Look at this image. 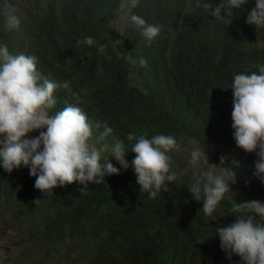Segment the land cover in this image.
<instances>
[{"label":"trees","instance_id":"1","mask_svg":"<svg viewBox=\"0 0 264 264\" xmlns=\"http://www.w3.org/2000/svg\"><path fill=\"white\" fill-rule=\"evenodd\" d=\"M118 2L0 0V45H6L13 55L35 57L42 79L51 78L58 84L67 79L77 90L84 86L85 93L60 92L56 105L79 104L77 107L90 120L92 139L113 147L105 136L101 117L107 127L118 129V135L126 140L128 134L172 135L180 145L179 151L168 153L176 180L167 184V191L162 187L150 199L139 191L133 168H121L110 158L120 169L119 174L107 175L103 182L82 191L76 188L64 207L50 215L41 210L45 195H37L36 177L30 181L26 167L11 173L0 169V238L15 225L14 242L22 256H31L42 236L59 243L84 238L100 212H127L145 201L152 207H162L169 200L183 202L190 210L194 206L202 208L203 197L198 202L188 191L193 171H182L188 169L187 160L194 148L214 161H221L223 156L222 164L235 173L241 189L238 194L232 189L225 195L211 214L216 220L229 218L235 200L250 197L264 202V182L253 175L256 153L236 146L231 127L230 87L234 76L259 74V66L264 65V27L246 23L255 0L234 8L232 17L229 14L219 20L197 7L196 0H139L132 12L147 24L162 26L151 41L131 21L117 22L114 12ZM220 2L211 0L213 8ZM8 3L18 10V30L6 27ZM85 37H92L95 43L78 44ZM101 44L106 46L107 55L99 52ZM141 58L146 64H140ZM124 150L125 159H130L132 151ZM110 154L108 150L102 152L103 157ZM260 222L264 224V218L260 217ZM122 234L115 232V243L124 240ZM200 239L201 234L197 236Z\"/></svg>","mask_w":264,"mask_h":264},{"label":"clouds","instance_id":"2","mask_svg":"<svg viewBox=\"0 0 264 264\" xmlns=\"http://www.w3.org/2000/svg\"><path fill=\"white\" fill-rule=\"evenodd\" d=\"M196 2L197 7L219 20L229 14L232 17V10L242 8L248 0H221L214 8L211 0ZM138 3L139 0H119L114 15L119 17L117 22L131 21L141 28L142 35L151 41L160 34L162 26L147 24L133 13ZM6 8V27L18 30L21 20L16 6L8 3ZM246 23L264 27V0H255ZM94 43L92 37L78 41V44ZM105 47L101 44L98 50L107 55ZM140 64L146 61L141 58ZM230 88L233 138L237 147L256 153L253 175L264 182V65L259 66V74H236ZM79 89L67 79L62 84L51 78L42 79L35 57L13 55L6 45H0V169L11 173L13 169L26 167L29 180L36 177L37 195H45L40 208L50 215L64 207L76 188L82 191L103 182L107 175L119 174L120 169L110 158L121 168H133L139 191L147 193L150 199L162 187L167 191V184L176 180V174L170 171L168 155L172 150H180L176 139L170 134L142 133L128 134L126 140L118 135V129L107 127L103 117V130L113 147L92 139L90 120L77 107L79 104L56 105L60 92H86L82 84ZM81 101H85L82 96ZM29 133L37 136L29 138ZM124 149L132 151L128 160ZM107 150L111 154L103 157L102 152ZM202 157L206 161L208 157L221 170L227 169L222 164L223 156L221 161H214L196 148L191 152L193 183L188 191L198 202L203 197V209L194 206L190 210L183 202L169 200L162 207H152L145 201L127 212L117 209L100 212L94 216L84 238L59 243L42 236L33 254L23 257L32 259L30 264H264V224L260 222V217L264 218V202L248 201V197L235 200L229 218L223 222L216 220L211 214L218 210L225 195L232 192L231 182L237 184L238 180L230 170L228 175H219L211 169H201ZM185 170H189V165ZM238 192L234 190V194ZM198 215L204 218L199 219ZM117 231L123 233L124 240L115 243ZM199 234L202 239L197 240ZM6 238L5 246L14 245L12 255H21L14 242L15 229L8 228V234L0 241Z\"/></svg>","mask_w":264,"mask_h":264},{"label":"rangeland","instance_id":"3","mask_svg":"<svg viewBox=\"0 0 264 264\" xmlns=\"http://www.w3.org/2000/svg\"><path fill=\"white\" fill-rule=\"evenodd\" d=\"M116 19L118 20L119 17L116 15ZM28 136H32L35 137L37 136V134L32 135L31 133L28 134ZM190 158L187 160V163L189 165V170H182L183 173H186L187 171H193L192 166L189 163ZM208 162V163H207ZM213 165L217 166L214 167ZM200 167L203 170H213L215 174H219V175H228L226 170H221L219 169L218 165L212 163L209 161L208 157H207V161L202 157L201 162H200ZM231 188L241 191V189H239V187L237 186L236 183H232L231 182ZM252 200V198L248 197V201ZM15 226L11 225L9 227V229H14ZM12 234V232H11ZM8 238L0 241V264H30L32 259H29L27 257H23L21 255H17V256H13L12 255V251L14 249V245L10 244V247L8 248L7 246H5L8 242L7 241Z\"/></svg>","mask_w":264,"mask_h":264}]
</instances>
